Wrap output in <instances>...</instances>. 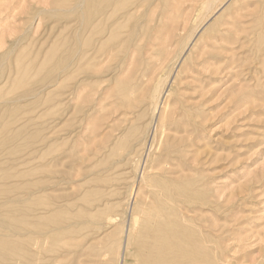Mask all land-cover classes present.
Wrapping results in <instances>:
<instances>
[{
  "label": "rangeland",
  "instance_id": "374dc122",
  "mask_svg": "<svg viewBox=\"0 0 264 264\" xmlns=\"http://www.w3.org/2000/svg\"><path fill=\"white\" fill-rule=\"evenodd\" d=\"M120 1L0 0V264H264V0Z\"/></svg>",
  "mask_w": 264,
  "mask_h": 264
},
{
  "label": "bare ground",
  "instance_id": "6f19581e",
  "mask_svg": "<svg viewBox=\"0 0 264 264\" xmlns=\"http://www.w3.org/2000/svg\"><path fill=\"white\" fill-rule=\"evenodd\" d=\"M108 0H93V12H91V14H94V18L93 21L91 23V29L87 30L88 34L87 36H91L94 31L97 29L98 33H97V37H100L98 40V43H103L104 41L108 40V39H112L115 35L116 30H118L119 28L123 27L122 25H124L126 23V21L130 18L131 16V12H127L125 7H123V4L120 0H114L111 3L107 2ZM214 0H208L207 2L204 3L205 9H210V6L212 5ZM103 3V4H101ZM135 4V3H134ZM104 5V6H102ZM214 5V4H213ZM212 5V6H213ZM133 6V5H131ZM142 7V6H141ZM102 8V9H101ZM117 8H120L119 11H117ZM214 10V9H213ZM85 11V9H84ZM205 11V10H203ZM210 12V11H209ZM90 13V12H89ZM83 16V15H82ZM81 16V17H82ZM83 19V18H82ZM129 21V20H128ZM78 23V22H77ZM84 25V24H83ZM78 27V26H76ZM81 28V26H80ZM83 29V28H82ZM77 32V31H76ZM79 34H82V31H78ZM128 32V31H127ZM119 35H121V33H117V36L119 37ZM146 35V34H145ZM86 37V35H85ZM92 37V36H91ZM126 37V36H125ZM79 42V41H78ZM83 42V41H82ZM85 42V41H84ZM90 43V42H89ZM115 44V43H114ZM110 48V47H109ZM86 49V48H85ZM111 51V50H110ZM113 51V50H112ZM80 52V50H79ZM102 54V53H101ZM106 54V53H105ZM117 54V53H116ZM95 57V56H94ZM109 57V56H108ZM106 57V58H108ZM83 58V57H81ZM101 59V58H100ZM82 59H80L81 62ZM96 65V64H95ZM92 68V67H91ZM82 70V69H81ZM96 70V69H94ZM86 73V72H85ZM92 73V72H91ZM90 74V73H89ZM159 80V79H157ZM92 81V79H91ZM158 82V81H157ZM161 82V81H160ZM160 85V84H159ZM156 88V87H155ZM153 87V89H155ZM83 90V89H82ZM157 90V89H156ZM79 91V90H78ZM77 91V92H78ZM80 92V91H79ZM153 93V92H152ZM159 92L156 93V95H158ZM154 95V94H153ZM166 198V197H165ZM168 199V198H167ZM172 200V199H171ZM173 201V200H172ZM171 202V201H170ZM160 216V215H159ZM153 219V218H152ZM133 221V220H132ZM157 221V220H156ZM152 222V220H151ZM154 224V223H152ZM153 226V225H152ZM151 226V227H152ZM62 230V229H61ZM151 231V229H150ZM155 232V231H154ZM165 232V231H164ZM152 234V233H151ZM152 237V236H151ZM167 238V237H166ZM150 243V242H149ZM164 243V242H163ZM78 247V246H77ZM192 252V251H190ZM196 252V251H195ZM203 254V253H202ZM149 255V254H148ZM189 255V253H188ZM193 255V254H191ZM162 256H158L157 258V264H164V262H161V258ZM198 257V256H197ZM202 257V256H201ZM4 258V257H3ZM148 259V258H147ZM145 259V260H147ZM189 259V258H188ZM193 259V258H192ZM141 260V259H140ZM170 260V259H169ZM31 261V260H30ZM181 261V260H180ZM34 262V261H33ZM148 262V261H146Z\"/></svg>",
  "mask_w": 264,
  "mask_h": 264
}]
</instances>
